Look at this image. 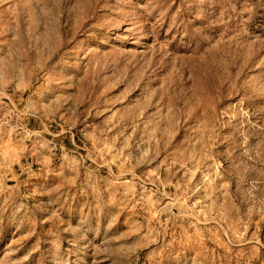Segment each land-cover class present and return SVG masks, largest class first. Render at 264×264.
I'll return each instance as SVG.
<instances>
[{
    "label": "rangeland",
    "instance_id": "374dc122",
    "mask_svg": "<svg viewBox=\"0 0 264 264\" xmlns=\"http://www.w3.org/2000/svg\"><path fill=\"white\" fill-rule=\"evenodd\" d=\"M0 264H264V0H0Z\"/></svg>",
    "mask_w": 264,
    "mask_h": 264
}]
</instances>
